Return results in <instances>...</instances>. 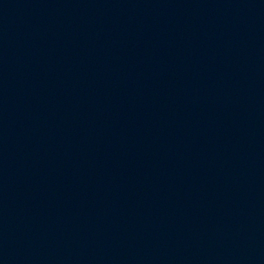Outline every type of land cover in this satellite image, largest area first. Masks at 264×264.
<instances>
[{
	"label": "water",
	"instance_id": "1",
	"mask_svg": "<svg viewBox=\"0 0 264 264\" xmlns=\"http://www.w3.org/2000/svg\"><path fill=\"white\" fill-rule=\"evenodd\" d=\"M0 264H264V0H0Z\"/></svg>",
	"mask_w": 264,
	"mask_h": 264
}]
</instances>
